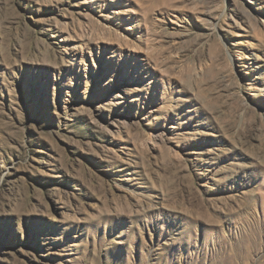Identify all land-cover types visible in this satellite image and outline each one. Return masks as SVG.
Returning a JSON list of instances; mask_svg holds the SVG:
<instances>
[{
    "label": "rangeland",
    "instance_id": "374dc122",
    "mask_svg": "<svg viewBox=\"0 0 264 264\" xmlns=\"http://www.w3.org/2000/svg\"><path fill=\"white\" fill-rule=\"evenodd\" d=\"M264 264V0H0V264Z\"/></svg>",
    "mask_w": 264,
    "mask_h": 264
},
{
    "label": "bare ground",
    "instance_id": "6f19581e",
    "mask_svg": "<svg viewBox=\"0 0 264 264\" xmlns=\"http://www.w3.org/2000/svg\"><path fill=\"white\" fill-rule=\"evenodd\" d=\"M231 264V263H230Z\"/></svg>",
    "mask_w": 264,
    "mask_h": 264
}]
</instances>
